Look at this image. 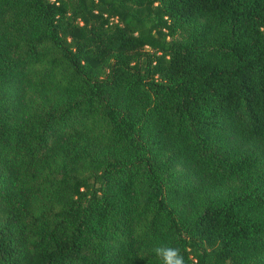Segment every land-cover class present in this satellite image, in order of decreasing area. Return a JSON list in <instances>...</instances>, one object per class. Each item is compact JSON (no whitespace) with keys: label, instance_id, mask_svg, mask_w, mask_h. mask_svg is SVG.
Returning a JSON list of instances; mask_svg holds the SVG:
<instances>
[{"label":"trees","instance_id":"16d2710c","mask_svg":"<svg viewBox=\"0 0 264 264\" xmlns=\"http://www.w3.org/2000/svg\"><path fill=\"white\" fill-rule=\"evenodd\" d=\"M264 264V0H0V264Z\"/></svg>","mask_w":264,"mask_h":264},{"label":"clouds","instance_id":"9594fccd","mask_svg":"<svg viewBox=\"0 0 264 264\" xmlns=\"http://www.w3.org/2000/svg\"><path fill=\"white\" fill-rule=\"evenodd\" d=\"M155 252L163 255L164 264H184L183 258L178 254L177 249L157 247Z\"/></svg>","mask_w":264,"mask_h":264}]
</instances>
